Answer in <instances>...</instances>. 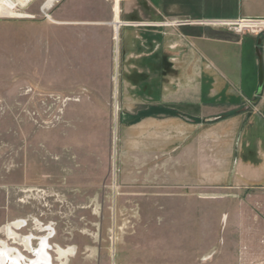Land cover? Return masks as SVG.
Returning a JSON list of instances; mask_svg holds the SVG:
<instances>
[{
	"label": "rangeland",
	"instance_id": "374dc122",
	"mask_svg": "<svg viewBox=\"0 0 264 264\" xmlns=\"http://www.w3.org/2000/svg\"><path fill=\"white\" fill-rule=\"evenodd\" d=\"M106 1L117 68L121 36L141 28L121 26L127 0ZM56 7L49 19L38 2L14 16L0 8V243L33 257L3 229L20 219L21 236L53 228L52 264H264V183L211 172L208 144L195 174L187 137L170 150L169 111L123 124L147 105L144 78L115 71L110 94L89 93L65 65L51 76L44 63L36 80V29L56 22ZM233 32L264 37V28ZM57 245L73 254L62 259Z\"/></svg>",
	"mask_w": 264,
	"mask_h": 264
},
{
	"label": "crops",
	"instance_id": "0c3cea01",
	"mask_svg": "<svg viewBox=\"0 0 264 264\" xmlns=\"http://www.w3.org/2000/svg\"><path fill=\"white\" fill-rule=\"evenodd\" d=\"M110 12L106 0L59 4L53 11L56 22L36 29V80L43 76L44 63L51 76L65 65L76 85L89 93L102 85L110 94L115 71L118 78L131 72L145 79L147 105L137 116L123 113V124L134 119L150 125L169 111L162 122L175 132L169 134L175 142L170 150L181 148L187 137L195 174L202 171L208 144L211 172L226 173L227 182L232 175L233 181L264 183V37L207 23L264 18V0H127L121 26L141 30L121 36L117 68ZM43 28L50 30V38H43ZM64 35L66 48L60 43Z\"/></svg>",
	"mask_w": 264,
	"mask_h": 264
},
{
	"label": "bare ground",
	"instance_id": "6f19581e",
	"mask_svg": "<svg viewBox=\"0 0 264 264\" xmlns=\"http://www.w3.org/2000/svg\"><path fill=\"white\" fill-rule=\"evenodd\" d=\"M24 226L23 220H15L11 223H7L3 229L5 233L9 236L10 239H14V242H18L19 245H22L24 249L30 253H33V257L28 260L25 259L24 255L19 250L12 248L11 245L2 242L0 243V263L1 264H52L51 255L48 252L50 249L49 239L51 237V232L53 228L47 226L44 228L48 231L47 234H43L39 237H36L33 233L29 235H23L18 233ZM42 231V230H41ZM16 238L17 241H16ZM39 239L37 246H33V239ZM37 247V248H36ZM59 257L66 258L69 255L73 254L72 249L67 248L63 249L57 245L55 249Z\"/></svg>",
	"mask_w": 264,
	"mask_h": 264
},
{
	"label": "built area",
	"instance_id": "2783aa9c",
	"mask_svg": "<svg viewBox=\"0 0 264 264\" xmlns=\"http://www.w3.org/2000/svg\"><path fill=\"white\" fill-rule=\"evenodd\" d=\"M63 0H0V8H3L6 15H17L20 11H25L34 3L39 4L40 13L47 19L51 16V11ZM11 12V13H10ZM13 13V14H12ZM264 18L240 17L235 20L209 21L212 25H222L229 27L232 31L241 32L245 29L257 31L264 28ZM253 22V23H251ZM257 22V23H255Z\"/></svg>",
	"mask_w": 264,
	"mask_h": 264
},
{
	"label": "water",
	"instance_id": "95a60500",
	"mask_svg": "<svg viewBox=\"0 0 264 264\" xmlns=\"http://www.w3.org/2000/svg\"><path fill=\"white\" fill-rule=\"evenodd\" d=\"M258 58H259V80H258V84H259V91L262 88L263 85V69H262V61H261V56L258 54ZM211 120V119H208Z\"/></svg>",
	"mask_w": 264,
	"mask_h": 264
}]
</instances>
